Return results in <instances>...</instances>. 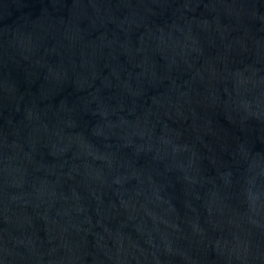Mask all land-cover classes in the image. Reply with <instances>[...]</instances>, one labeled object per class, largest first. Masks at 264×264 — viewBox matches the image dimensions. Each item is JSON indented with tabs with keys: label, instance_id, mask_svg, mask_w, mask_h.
<instances>
[{
	"label": "water",
	"instance_id": "1",
	"mask_svg": "<svg viewBox=\"0 0 264 264\" xmlns=\"http://www.w3.org/2000/svg\"><path fill=\"white\" fill-rule=\"evenodd\" d=\"M0 264H264V0H0Z\"/></svg>",
	"mask_w": 264,
	"mask_h": 264
}]
</instances>
